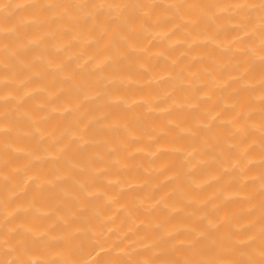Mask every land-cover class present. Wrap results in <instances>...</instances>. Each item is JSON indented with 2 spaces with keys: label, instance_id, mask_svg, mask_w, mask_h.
<instances>
[{
  "label": "bare ground",
  "instance_id": "6f19581e",
  "mask_svg": "<svg viewBox=\"0 0 264 264\" xmlns=\"http://www.w3.org/2000/svg\"><path fill=\"white\" fill-rule=\"evenodd\" d=\"M0 264H264V0H0Z\"/></svg>",
  "mask_w": 264,
  "mask_h": 264
}]
</instances>
